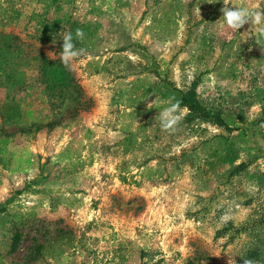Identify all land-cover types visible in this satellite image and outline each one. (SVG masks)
Returning a JSON list of instances; mask_svg holds the SVG:
<instances>
[{
	"label": "rangeland",
	"instance_id": "rangeland-1",
	"mask_svg": "<svg viewBox=\"0 0 264 264\" xmlns=\"http://www.w3.org/2000/svg\"><path fill=\"white\" fill-rule=\"evenodd\" d=\"M223 3L0 0V264H264V34ZM191 88L223 124L163 130Z\"/></svg>",
	"mask_w": 264,
	"mask_h": 264
},
{
	"label": "clouds",
	"instance_id": "clouds-1",
	"mask_svg": "<svg viewBox=\"0 0 264 264\" xmlns=\"http://www.w3.org/2000/svg\"><path fill=\"white\" fill-rule=\"evenodd\" d=\"M217 0H209V3H215ZM223 7L220 9L223 16L224 24H226L228 29H231L232 32H237L238 29H241L245 25H249L250 31L252 29H258V31L264 34V27H259L264 24V11L260 10H247L239 7H229L228 0H224ZM84 31L82 29L75 30V39L83 40ZM73 34L72 32H66L63 35V43L61 46V54L60 60L61 63L65 66H68L72 60H74L80 53L83 51L82 49H76L75 44L73 43ZM152 101L147 104L148 108H151ZM180 108V103L177 101L176 103H172L170 107L165 108L160 114L159 119L161 123V127L165 131L174 130V126L181 120L182 115L187 113V109L183 110L181 115H176L175 113ZM230 217H223L222 219L227 222ZM227 264H236V260L234 258H228ZM243 264H254L251 259L243 260Z\"/></svg>",
	"mask_w": 264,
	"mask_h": 264
},
{
	"label": "trees",
	"instance_id": "trees-1",
	"mask_svg": "<svg viewBox=\"0 0 264 264\" xmlns=\"http://www.w3.org/2000/svg\"><path fill=\"white\" fill-rule=\"evenodd\" d=\"M180 106L186 108L189 112V115L198 117L202 120H209L214 122L215 124L222 125L220 118H217L210 110L202 107L195 98L193 88L189 89L184 93L179 94L178 99ZM261 117L264 118V107L261 110ZM241 165L234 168V170H238ZM19 243V236L14 234L11 237V243L9 245L8 253H14Z\"/></svg>",
	"mask_w": 264,
	"mask_h": 264
}]
</instances>
